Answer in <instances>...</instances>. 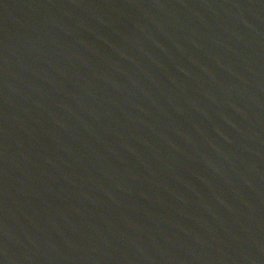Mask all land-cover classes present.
Instances as JSON below:
<instances>
[{"label":"water","instance_id":"1","mask_svg":"<svg viewBox=\"0 0 264 264\" xmlns=\"http://www.w3.org/2000/svg\"><path fill=\"white\" fill-rule=\"evenodd\" d=\"M0 264H264V0H0Z\"/></svg>","mask_w":264,"mask_h":264}]
</instances>
